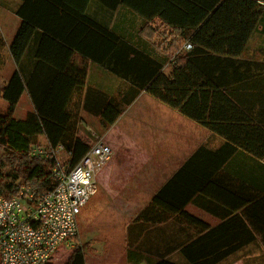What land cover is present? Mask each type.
Returning a JSON list of instances; mask_svg holds the SVG:
<instances>
[{"label": "trees", "instance_id": "16d2710c", "mask_svg": "<svg viewBox=\"0 0 264 264\" xmlns=\"http://www.w3.org/2000/svg\"><path fill=\"white\" fill-rule=\"evenodd\" d=\"M89 1L50 0L56 9L72 6L68 17L76 20L73 26L77 28L71 34H82L83 40L55 41L57 51L65 49L68 65L42 81L38 76L27 81L20 74L19 60L35 27L46 30L44 21L51 4L25 0L17 11L22 24L9 47L17 70L1 92L7 107L0 112V197L9 199L22 186L35 194L52 191L57 182L51 171L57 161L30 155L37 139L43 137L51 147L61 144L65 163L71 168L95 142L92 136L91 142L77 134L85 125L84 116L97 118L105 131L144 92L224 142L215 152L198 147L153 195L127 228V260L130 264L141 260L173 264L165 257L170 250L180 249L189 264H217L230 253L220 251L221 238L185 207L202 192L204 173L196 161L203 153H221L222 161L236 150L264 158V54L260 60L245 57L250 41L264 37V0H95L117 16L124 10L123 17L135 28L125 39L85 14ZM161 32L167 34L163 41H151ZM41 37L54 41L43 32ZM46 45L40 40L39 52L43 54ZM259 50L264 53V48ZM76 52L120 78L126 88L110 96L87 87L86 66H75L69 60ZM23 92L28 93L33 109L15 118ZM172 216L179 219L181 231L192 226L194 233L162 253H151L147 245L142 249L135 244L136 248L130 242V231L137 229L139 235L147 229V222L153 225ZM70 251L64 264H86L82 245Z\"/></svg>", "mask_w": 264, "mask_h": 264}, {"label": "crops", "instance_id": "0c3cea01", "mask_svg": "<svg viewBox=\"0 0 264 264\" xmlns=\"http://www.w3.org/2000/svg\"><path fill=\"white\" fill-rule=\"evenodd\" d=\"M47 1L50 3V0ZM24 2L25 0H0V75L5 76L3 80L0 77L1 89L6 86L9 76L17 70L9 47L22 24L17 11ZM50 4L44 21L46 30L35 27L19 60L20 74L27 81L37 76L42 81L48 75L67 67L65 49L57 51L56 42L63 43V39L70 37L83 40L82 34H71L72 29L77 28L76 25L73 26L76 20L68 17V8L71 9L72 6L66 4L64 9H56L52 6L53 3ZM74 7L76 10V5ZM120 13L117 16L95 0H90L85 10V14L96 23L122 34L121 37L125 39L135 32V28L129 19L123 17L124 10H120ZM78 28L81 29V25ZM42 32L54 41L42 38ZM256 38L264 40V37ZM40 40L48 42L43 47V54L39 52ZM69 60L75 66H86L87 87H95L115 96L127 86L110 71L85 60L78 52ZM19 106L28 109L26 114L32 111L33 104L27 92L21 95L16 108ZM165 107L167 106L141 92L112 126L105 131L100 127V140L110 146L112 154L96 175V193L99 191L100 196L94 199L95 193L91 199L98 206L102 200L99 223L104 226L91 230L90 241L93 242L92 251H98L102 255L108 253L106 260L110 264H130L126 256L129 240L127 228L178 168L198 147L204 146L208 151L215 152L223 145L221 137L189 123L190 119L187 121L182 117L175 118L182 121L183 128L174 130L170 127V123L174 121L170 114L174 113ZM134 108L137 110L134 111ZM87 117L85 115L84 119ZM169 131L173 132L170 135L173 140L174 136L178 137L172 148L163 141L169 138V135H164ZM128 139L133 141L134 147H127L128 143L131 145ZM139 139L142 140L141 143L138 142ZM220 154L218 155L221 156ZM218 155L206 152L198 157L196 162L204 173L203 188L186 205L185 210L206 223L215 236L221 238V252L230 253L217 264H264V158H255L242 150H236L223 161ZM151 225L150 221L147 222V229L142 233L139 231V235L137 229L130 231V242L134 243V247L139 244L143 249V245H147L151 253H162L174 247L185 235L190 236L195 231L192 226L181 231L179 219L174 216ZM99 236L103 238L99 239ZM77 239L79 241V231ZM108 241H118V246L110 248L105 244ZM139 250L141 254H145L140 248ZM165 259L173 264H189L180 249L170 250ZM139 264L146 263L141 260Z\"/></svg>", "mask_w": 264, "mask_h": 264}, {"label": "built area", "instance_id": "2783aa9c", "mask_svg": "<svg viewBox=\"0 0 264 264\" xmlns=\"http://www.w3.org/2000/svg\"><path fill=\"white\" fill-rule=\"evenodd\" d=\"M91 135L94 144L75 166L57 163L52 168L57 182L52 191L35 194L22 186L9 199L0 197V264L50 263L58 247L78 235L77 216L96 193V175L112 154L98 134ZM62 153L61 144L30 149L33 157L56 161Z\"/></svg>", "mask_w": 264, "mask_h": 264}, {"label": "rangeland", "instance_id": "374dc122", "mask_svg": "<svg viewBox=\"0 0 264 264\" xmlns=\"http://www.w3.org/2000/svg\"><path fill=\"white\" fill-rule=\"evenodd\" d=\"M160 35V36H159ZM158 35V37H155L154 39H152L151 41H163L165 36L167 35L165 32H161ZM261 48H264V40L258 39V38H253L247 48V52L245 53V57L246 58H250V59H254V60H260L261 55L264 54L262 53ZM166 72H168V68L165 70ZM1 79L5 76L3 75V77L0 75ZM3 80V79H2ZM2 82L0 81V91H2ZM1 93V92H0ZM164 107V106H163ZM167 110L171 111L174 114H170L172 117H174V121H172L170 123V127H173L174 130L177 129H182L183 128V123L181 120H177L175 118L177 117H182L184 120L188 121V118H184V116L180 115L178 112L168 108ZM6 110V102L0 97V112H4ZM28 109L23 108V107H17L16 108V112H14V117L15 118H23L25 117V114L27 112ZM137 110L136 108H134V111ZM137 118H139V116L137 115ZM85 125H82V127H79V131L77 132V134L85 141V139H87L86 141H91L89 140V137L92 136L91 132L101 135L102 131L100 130V125L98 123V120L94 117H87L85 118ZM186 123V122H184ZM189 123H192L193 125H195L196 127L201 128L200 126H198V124H196L195 122L193 123L192 121L189 120ZM189 123L187 125H189ZM148 124V123H147ZM140 126V125H139ZM171 133H173L172 131L169 132H165L164 135H169V138L167 140H163L166 146L168 147H174V142L175 140L178 139V137H173L174 140L172 139V137L170 136ZM133 134V133H130ZM133 135H136L135 133ZM93 137V136H92ZM94 138V137H93ZM131 141V145H127V147H134V143L132 140L128 139V142ZM92 142V141H91ZM138 142H142L141 139L138 140ZM33 145H38L41 147L46 146L45 140L43 138H38L37 139V143L33 144ZM164 146V145H163ZM164 146L165 148H168ZM67 160L66 154L62 153L58 159H57V163L59 164H65V161ZM100 196V192L98 191L95 195H94V199ZM93 198L87 202V205L85 207H83L79 213V215L77 216V228L79 231V241H73L70 243L69 246H65L63 244H61L58 247L57 250V255L55 254V256L53 257V260L50 263L47 264H64L66 258L68 257L69 253L71 252L70 250L73 247H76L78 245H82L83 247V251H84V255H85V263L86 264H110L109 261L106 260V257L108 255V253H104L103 255L101 253H99L98 251H92V243L90 241V236H91V230L92 229H99L102 228L104 225L99 223V220L101 218V214H100V210L102 208V200L101 203L98 205L93 204ZM108 228V227H107ZM103 237L99 236V239H102ZM87 241V244H86ZM106 246H110V248H114L116 246H118V241H108L105 242ZM95 247V246H94ZM114 264V263H113Z\"/></svg>", "mask_w": 264, "mask_h": 264}]
</instances>
